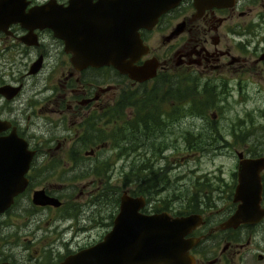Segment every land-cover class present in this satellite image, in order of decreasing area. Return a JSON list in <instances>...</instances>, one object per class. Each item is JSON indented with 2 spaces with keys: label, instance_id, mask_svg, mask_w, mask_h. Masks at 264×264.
Returning a JSON list of instances; mask_svg holds the SVG:
<instances>
[{
  "label": "flooded vegetation",
  "instance_id": "obj_1",
  "mask_svg": "<svg viewBox=\"0 0 264 264\" xmlns=\"http://www.w3.org/2000/svg\"><path fill=\"white\" fill-rule=\"evenodd\" d=\"M116 1L7 0V6L25 14L42 8L69 25L57 31L49 26L29 27L26 23L35 19L28 18L0 28V144L19 147L25 143L31 153L23 172L24 187L0 212V264H79L75 256L102 241L111 230L120 211V194L117 207L109 208L108 190L113 186L107 165L76 157L83 151L84 156H93L108 145L104 140L86 149L95 143L89 134L92 119L104 120L107 130L109 120L115 117L121 126L130 118L152 117L157 130L164 126L165 133L172 105L186 110L187 97L205 105L217 94L219 99L226 96L252 103L245 108L246 116L259 112L264 121V0H179L162 11L152 25L137 29L141 49L134 64L154 62L156 66L153 75L143 80L109 64L73 59L84 54L81 47L91 50L98 44L84 36H127L122 21L114 25L106 17ZM67 6L73 15L58 18L59 10ZM193 87L202 99L187 95ZM185 97L182 107L179 102ZM143 100L150 104L142 105ZM117 105L113 116L110 110ZM217 113L212 111V118H217ZM79 117L84 125L80 122L77 127ZM139 140L134 136V145L128 146L123 139L118 151H135L143 144ZM165 147L159 145L158 150ZM89 150L92 153H86ZM259 150L257 154L251 148L242 152L247 157L264 155V150ZM238 163L224 183L204 181L194 191L190 188L182 195L184 206L178 210L150 207L151 195L135 187L123 190L144 197L145 204L139 209L143 214L199 215L198 223L184 235L191 240L185 243L180 262L172 263L173 257H166L165 264H264V213L254 219L229 221L251 189L237 188ZM82 165L90 170L80 174L88 177L77 184L76 167ZM20 172L17 168L7 170V180H14ZM259 181L257 208L263 210L264 168L259 171ZM36 191L56 197L59 203L35 202ZM255 210L249 209L250 213Z\"/></svg>",
  "mask_w": 264,
  "mask_h": 264
},
{
  "label": "water",
  "instance_id": "obj_2",
  "mask_svg": "<svg viewBox=\"0 0 264 264\" xmlns=\"http://www.w3.org/2000/svg\"><path fill=\"white\" fill-rule=\"evenodd\" d=\"M178 1L117 0L113 12L106 17L113 21L114 25L122 21L123 33L127 36H84V40L98 41V44L91 50L81 47L84 54L75 56L73 59L76 62L81 60L92 65L109 64L137 80L152 76L156 67L154 62H147L142 66L134 64L139 56L138 49H141L139 36H136L137 29L140 26L152 25L162 11L174 6ZM43 11L42 8H34L25 14L22 9L7 6V0H0V28L5 29L11 21L23 22L28 18L35 19L34 22L26 23L29 27L49 26L57 31V28L69 25L68 22L58 20L55 14H45ZM59 11L58 18H68L73 15L71 6L63 7ZM86 153H92V150ZM237 155L239 157L237 188L250 187L249 193H253L254 196L251 195L249 198L248 193L242 197V203L229 219L232 223L254 219L264 213V209L257 208L261 188L259 171L264 168V155L247 157L243 156L242 151H238ZM30 158L31 153L26 151L25 143L19 147L9 145L5 147L0 144V212L12 203L13 196L24 187L26 178L23 172ZM10 162H18L19 165H10ZM13 168L19 169L21 175H16L14 180L9 181L7 170ZM33 199L38 203H59L56 197L48 196L41 191H36ZM144 204L143 196H133L123 191L120 194V211L115 217L111 230L102 241L80 251L74 258L75 262L79 261V264H165L166 257H173L172 263L180 262L181 254L186 249L185 243L191 240L184 235L198 223L199 215L172 217L165 212L143 214L139 212V209ZM251 207L253 210L256 209L255 212L250 213Z\"/></svg>",
  "mask_w": 264,
  "mask_h": 264
},
{
  "label": "rangeland",
  "instance_id": "obj_3",
  "mask_svg": "<svg viewBox=\"0 0 264 264\" xmlns=\"http://www.w3.org/2000/svg\"><path fill=\"white\" fill-rule=\"evenodd\" d=\"M192 89L194 87L188 90V94ZM192 96L202 99L197 89H194ZM218 96L216 94V97L208 98L205 106L199 110L182 114L177 112L172 115L171 121H168L166 126V132L159 134L165 129L163 126L154 135L157 139L154 142L160 143L156 147L159 153H154L145 143L135 151H130L129 154L117 153L118 149H114L111 141L107 139L108 131L104 130L105 121L93 119L90 123L89 134L95 143H89L86 149L100 142L101 138L98 136H103L102 139L106 140L108 145L97 149L98 151L93 156L84 157V151L80 153V156L81 160L105 162L106 165L109 161L111 166L107 169L108 178H110V186H113V189L108 192L109 208L117 207L116 196L123 190L133 187L138 191L143 190L140 186V182H143L140 180H143V177H152L150 180L155 181L153 176L160 175L153 189H148L149 191L146 192L152 197L148 203L149 206L182 209L184 206L182 195L189 193L190 188L194 191L198 183L207 181L214 185L229 180L230 171L238 160L236 151L241 150L246 153L249 148L255 146L260 149L259 151L264 150V143H261L264 141L262 132L264 121L260 113L253 111L247 116L245 114V108L251 106L252 103L236 102L226 96L219 99ZM187 100L189 101L186 104L192 101L190 97H187ZM185 102L186 100H183L182 103L185 104ZM194 102L201 101L195 100ZM214 110L218 112L217 118L211 116ZM80 122L84 125V120L79 117L76 121L77 127ZM93 130L97 135H93ZM136 137L141 139V135ZM159 145L166 146L162 152L158 150ZM145 161L151 165L147 167L143 164ZM143 165L145 168H142ZM87 170L90 168L84 165L76 167L77 184H82L86 180L88 175L80 176V174ZM133 177L137 180H133ZM115 190L117 194L112 192ZM112 197L116 205H112Z\"/></svg>",
  "mask_w": 264,
  "mask_h": 264
},
{
  "label": "trees",
  "instance_id": "obj_4",
  "mask_svg": "<svg viewBox=\"0 0 264 264\" xmlns=\"http://www.w3.org/2000/svg\"><path fill=\"white\" fill-rule=\"evenodd\" d=\"M193 92H194V89H192V91L189 92L188 96L192 95ZM147 95L149 96V94H147ZM173 95H176V92H173ZM183 100H185V98H183ZM183 100L181 102H179L181 106H183V103H182ZM187 101H189V100H187ZM142 102L144 103L142 105L150 104V101H148V100H143ZM118 106L119 105L114 106L113 108H111L110 113L113 114V116H115L117 114ZM204 106L205 105L201 104L200 102H197V103L196 102H189L186 105L187 109L185 110V112H184L183 108L180 109L179 105H178V107L176 105H172L171 111L170 110L169 111H170V115L172 116V115H174L177 112H179L180 114L186 113V112H192V111H195V110H199V109L203 108ZM149 112H151V110L150 111H144L143 113L147 114ZM156 112L160 113V111H156ZM115 118H112V119L109 120L110 123H111V126L109 128L110 130H106V131H108L107 139H109L111 141V144H112L114 149L117 150L118 147H120L121 141L123 139L126 140L129 143V144H126V145H128V146L129 145H134V142H133L134 141V136H137L138 134H140L139 132H141V133H144V136L142 137V135H141V140H139V141L143 140V143L148 144V147L154 153H159V152L156 151V147L160 143L158 141L154 142L155 140H157L154 137V133H156L157 127L153 125L152 117H151V119H147V118L141 117V118L136 119V120H132V118H130V119L125 120L124 124L122 126H121V121H119V119L116 120ZM92 122H93V119L90 121V123H92ZM154 122L159 123L160 120L155 119ZM162 122H164V118H163ZM138 123H140V124H142L144 126L139 127ZM95 130L99 131L100 129H95ZM95 130H93L94 131L93 135H97ZM137 131H139V132H137ZM162 133H164V132H161L159 134H162ZM98 137L101 138L100 142L103 143L102 141H104V140L102 138H104V137L103 136L102 137L98 136ZM159 141H162V140H159ZM258 143H259V141H258ZM261 143H264V141L261 142ZM255 147L251 148V152L257 154V150L259 148L256 147V148H258V149H256ZM130 151L131 150L127 151V149H123V150L118 151L117 153H119V154H129ZM76 157L79 160H81V158H82L79 153L76 154ZM103 163H105V162H103ZM143 164H146L147 167H149L151 165L148 161L143 162ZM110 166L111 165L109 164V161H108L107 169L110 168ZM142 168H145V165H143ZM153 177L155 178V181L154 180H150L152 177H149V178L148 177H143V180L142 179L140 180V181H143V182H140L141 188L145 187V189L140 190V193H146V192L149 191L148 189H153V186H155L157 184V180L159 179L160 175H155ZM147 184H151V185L150 186H145ZM108 192H109V190H108Z\"/></svg>",
  "mask_w": 264,
  "mask_h": 264
}]
</instances>
